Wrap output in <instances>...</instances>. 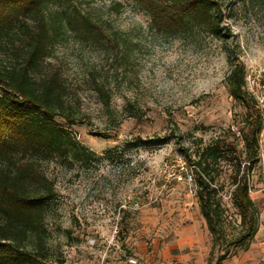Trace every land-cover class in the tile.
Here are the masks:
<instances>
[{
	"label": "rangeland",
	"instance_id": "rangeland-1",
	"mask_svg": "<svg viewBox=\"0 0 264 264\" xmlns=\"http://www.w3.org/2000/svg\"><path fill=\"white\" fill-rule=\"evenodd\" d=\"M74 3L96 23L93 32L68 25L45 67L61 74L75 113L71 121L54 120L91 152L79 162L43 163L56 196L45 218L46 256L27 264H128L129 256L135 264H190V251L200 246L208 256L213 234L195 191L166 177L243 123L245 107L227 91L230 65L222 39L156 31L132 0ZM223 13L234 59L244 71L264 64V0H229ZM97 83H103L108 104ZM262 117L259 161L248 181L258 227L248 247L232 248L223 264H264ZM232 171L227 161L217 166L227 237L239 228L229 198ZM130 190L139 198L136 209L126 199Z\"/></svg>",
	"mask_w": 264,
	"mask_h": 264
},
{
	"label": "trees",
	"instance_id": "trees-1",
	"mask_svg": "<svg viewBox=\"0 0 264 264\" xmlns=\"http://www.w3.org/2000/svg\"><path fill=\"white\" fill-rule=\"evenodd\" d=\"M132 1L156 31L205 32L220 37L227 52V91L245 107L243 123L230 135L204 145L190 162L199 208L213 234L206 262L223 264L232 248L248 247L258 227L248 181L259 161L263 124L254 97L243 86V64L231 55L226 41L231 32L223 23V10L229 0ZM68 25L91 33L96 23L78 10L74 0H0V264H27L46 256L45 218L56 191L43 163L55 158L79 162L91 152L54 120L59 116L71 121L75 116L61 74L45 67ZM96 89L108 104L103 83ZM221 161L233 167L229 198L239 217V228L229 237L221 227L224 208L217 181Z\"/></svg>",
	"mask_w": 264,
	"mask_h": 264
},
{
	"label": "built area",
	"instance_id": "built-area-1",
	"mask_svg": "<svg viewBox=\"0 0 264 264\" xmlns=\"http://www.w3.org/2000/svg\"><path fill=\"white\" fill-rule=\"evenodd\" d=\"M244 88L247 90L249 94H251L261 112L264 114V64L252 66L246 71H244ZM193 165H186L185 162L182 161L180 169L171 171L166 180H174V181H185L190 186V191L196 190V185L193 179ZM126 199L130 203L131 207L136 209L140 206L139 198L136 196V193L132 190L128 191L126 194ZM101 208L104 209V205L100 204ZM127 260L131 264H135L137 262L134 256L127 257Z\"/></svg>",
	"mask_w": 264,
	"mask_h": 264
},
{
	"label": "crops",
	"instance_id": "crops-1",
	"mask_svg": "<svg viewBox=\"0 0 264 264\" xmlns=\"http://www.w3.org/2000/svg\"><path fill=\"white\" fill-rule=\"evenodd\" d=\"M180 236H182V235H180ZM199 236L196 237V238H198V240H197L198 246H199V244H201V242L199 241L200 240ZM180 239L182 240L183 236L180 237ZM190 252H191L190 253V257H189L190 258V264H207V262H206V256H207L206 247L200 246V247H198L196 249H192ZM185 256L186 255H184L183 258H186ZM183 261H184V263H182V264H186L185 260H183Z\"/></svg>",
	"mask_w": 264,
	"mask_h": 264
}]
</instances>
